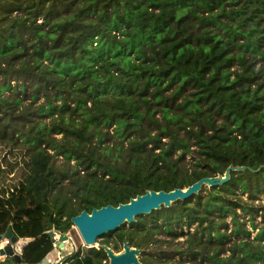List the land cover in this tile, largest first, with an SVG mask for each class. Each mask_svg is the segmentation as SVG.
I'll return each instance as SVG.
<instances>
[{
    "label": "trees",
    "instance_id": "1",
    "mask_svg": "<svg viewBox=\"0 0 264 264\" xmlns=\"http://www.w3.org/2000/svg\"><path fill=\"white\" fill-rule=\"evenodd\" d=\"M229 166L245 170L106 244L144 250L162 235L186 239L189 264H264L250 202L264 195V0H0V242L30 239L24 263L43 264L48 233L83 211ZM105 257L79 249L61 264Z\"/></svg>",
    "mask_w": 264,
    "mask_h": 264
},
{
    "label": "water",
    "instance_id": "2",
    "mask_svg": "<svg viewBox=\"0 0 264 264\" xmlns=\"http://www.w3.org/2000/svg\"><path fill=\"white\" fill-rule=\"evenodd\" d=\"M244 170L245 167L243 166H229L223 175L202 178L185 189L176 188L169 192L147 191L145 194L131 198L128 203L120 204L117 207L108 205L93 209L90 213L83 211L73 217L71 223L78 231L84 245L93 249L96 248L97 240L102 236L113 233L127 224L135 223L137 218L141 216H147L162 208H171L178 202L197 196L203 187L213 188L225 185L230 181L231 172H243ZM48 234L54 244L59 243L60 248L63 246V241L67 240L66 235H60L57 239L54 232ZM6 238L10 240L11 245L0 248V262L2 258L10 257L14 258L17 264H24L23 250L31 240H23L21 245L14 248L13 245L18 244L19 239L14 236L11 230L8 231ZM102 249L109 257V264H143L139 260L142 251L131 247L128 242L124 243V251L120 254L114 253L108 246H102Z\"/></svg>",
    "mask_w": 264,
    "mask_h": 264
},
{
    "label": "rangeland",
    "instance_id": "3",
    "mask_svg": "<svg viewBox=\"0 0 264 264\" xmlns=\"http://www.w3.org/2000/svg\"><path fill=\"white\" fill-rule=\"evenodd\" d=\"M187 159L190 160L191 157L189 156ZM62 161H63L62 158H58L57 163L61 164ZM72 163H74V161ZM204 188H206V190L210 189L209 187H203V189ZM206 194H207V191H204L203 195H206ZM241 198L244 201H249V198L245 195L241 196ZM250 202H254L255 206H257V207L264 208V195L261 197L260 200H256V201L250 200ZM262 208H261V212H259V215H257V217H256L255 223L257 226H264V211ZM130 225L131 224H127L124 227L127 228ZM193 228H192V230H193ZM247 229L250 231H253L251 238H253L258 231V229L253 230L249 223H247ZM66 235H68L70 237V241L66 245H64L62 248H59V245L54 246V248H53V251L57 252L56 257H54L51 261V263H53V264H58L60 260L62 261L66 256L73 253L74 251H76L79 248H83V249L87 250V247H85L78 231L74 227H73V230L70 231ZM155 238L159 241V243L156 241V243H154L148 247H145L144 250H141L142 251L141 255H143V253H145L146 257H148L151 260H156L157 264H161V261L159 259L162 255H165L168 257V259H170V264H189L190 263L191 260H189L188 257H186V255H182V252L184 253L187 250L185 238H180L177 240H171V239H168L162 235H156ZM24 240H26V239H24ZM105 240H106L105 237L98 239L97 244H96V248H100L102 245H104L103 243ZM21 244L22 243H20L19 245H21ZM133 248H135V247H133ZM4 260H5V258H2L1 262H3ZM139 260L140 261L142 260L141 256L139 257ZM47 262H48V260H45L43 262V264H47ZM24 264H26V263H24Z\"/></svg>",
    "mask_w": 264,
    "mask_h": 264
},
{
    "label": "flooded vegetation",
    "instance_id": "4",
    "mask_svg": "<svg viewBox=\"0 0 264 264\" xmlns=\"http://www.w3.org/2000/svg\"><path fill=\"white\" fill-rule=\"evenodd\" d=\"M108 235V234H107ZM102 237H105V235L104 236H102ZM101 237V238H102ZM106 238V240L104 241V245H102V246H108L109 248H111L112 250H113V252L114 253H116V254H120V253H122L123 251H124V243H126V242H124L123 244H122V246H121V250L119 251V252H116L112 247H113V245H112V243H110L109 245H107L106 244V242L107 241H114V239H115V237H114V235H112L111 237H105ZM100 239V238H99ZM102 246L100 247V248H93V249H91V248H89V247H87V246H85V247H87V250H85V249H83V248H79V249H83V251H86V252H91V251H93V250H100V249H102ZM96 247V246H95ZM79 249H77L76 251H78ZM103 250V249H102ZM76 251H74V252H76ZM104 251V250H103ZM73 252V253H74ZM104 253L106 254V257H105V259L103 260V264H109V257H108V255H107V253L104 251ZM70 255V254H69ZM141 257H142V260L140 261L141 263H143V264H145L144 262H143V259H144V257H143V255H140ZM63 261V260H62Z\"/></svg>",
    "mask_w": 264,
    "mask_h": 264
},
{
    "label": "built area",
    "instance_id": "5",
    "mask_svg": "<svg viewBox=\"0 0 264 264\" xmlns=\"http://www.w3.org/2000/svg\"><path fill=\"white\" fill-rule=\"evenodd\" d=\"M54 234H55V237L58 239L59 238V236H60V234H58V233H56V232H54ZM68 234V233H67ZM66 235V234H65ZM67 236V240H65V241H63V246L64 245H66L69 241H70V237L68 236V235H66ZM23 240L24 239H19V242H18V244H16V245H13V247L15 248V247H17L20 243H22L23 242ZM8 245H11V242H10V240L9 239H7L6 237L0 242V248H4V247H6V246H8ZM57 245H59V243H57V244H54L53 243V246H57ZM62 246V247H63ZM60 248V247H59ZM60 253V252H59ZM58 253V254H59ZM51 261L52 260H48V262H47V264H53V263H51ZM61 261V260H60ZM59 261V263L58 264H61V262Z\"/></svg>",
    "mask_w": 264,
    "mask_h": 264
},
{
    "label": "bare ground",
    "instance_id": "6",
    "mask_svg": "<svg viewBox=\"0 0 264 264\" xmlns=\"http://www.w3.org/2000/svg\"><path fill=\"white\" fill-rule=\"evenodd\" d=\"M54 257H56V255L54 256H49L48 258H47V260H52Z\"/></svg>",
    "mask_w": 264,
    "mask_h": 264
},
{
    "label": "crops",
    "instance_id": "7",
    "mask_svg": "<svg viewBox=\"0 0 264 264\" xmlns=\"http://www.w3.org/2000/svg\"><path fill=\"white\" fill-rule=\"evenodd\" d=\"M56 254H57V252L53 251L51 256H53V255L55 256Z\"/></svg>",
    "mask_w": 264,
    "mask_h": 264
}]
</instances>
